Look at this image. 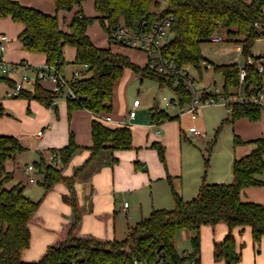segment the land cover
Wrapping results in <instances>:
<instances>
[{"label": "trees", "instance_id": "16d2710c", "mask_svg": "<svg viewBox=\"0 0 264 264\" xmlns=\"http://www.w3.org/2000/svg\"><path fill=\"white\" fill-rule=\"evenodd\" d=\"M53 1L55 13L50 14L18 0H0V18L10 17L22 23L23 28L17 39L24 49L43 54L45 63L54 65L61 73L69 62L64 56L66 45L75 48L74 63L87 64L88 75L73 78L69 83L76 98L66 96L65 100L68 116L78 108L93 114L90 122L91 145L87 147L89 156L77 167L73 166L70 172H66L76 152L83 148L76 143L70 131L68 142L53 149L59 157V166L47 162L43 157L33 162L43 172V196L57 185L63 186L60 196L62 202L70 208L71 218L65 219L62 214L64 219L60 220L58 227H46L51 233L50 240L36 259H26L24 254L31 243V228L45 224L39 213L41 200L34 201L27 197L20 183L7 186L12 182L13 174L6 169L5 164L25 147L15 136L0 134V264H70L71 259L77 256L82 257L83 264H129L134 257L153 264L159 254L165 255L170 264H184L191 258L200 264V229L206 225L214 227L219 222L225 223L227 231L221 240L212 241L211 254L214 261L239 264L242 244L238 245L235 230L241 233L249 229L252 243L258 251V242L264 236V203L242 200L240 191L244 187L259 186L262 183L257 174L264 170V137L252 140L254 147L244 156L233 160L229 182H203L192 198H183L181 183L175 188L173 178H179V175H168L174 207L153 208L147 217L127 226V236L123 240L80 232L82 211L76 179L92 161L100 159L104 151H109L111 156L105 161L112 165L117 161L114 151L132 147V130L128 124L110 126L100 116L112 109L114 84L125 69H131L140 78H153L160 86L172 87L179 107L186 105L192 98L191 93L182 84H176L172 77L159 73L149 67L148 63L139 66L128 56L112 50V44L121 45L112 35V29L117 23L123 21L136 29L152 23L160 16H171L172 33L161 46L162 55L172 60L177 67L191 65L201 73L206 69L201 64L204 59L201 44L207 42L219 28L227 29L233 37L232 41L245 43L242 49L244 59L253 55L252 44L256 39L264 37V31L258 33L259 28L254 26V22L259 21L264 29V14L261 11L264 0H93L96 15L91 17L86 16L82 10L84 0ZM161 1H165L161 11L153 10L152 7L161 6ZM74 7L76 10L68 23V29L63 30L59 24L58 11ZM95 19L100 20L107 32V46L95 45L87 33L88 25ZM257 57L254 55L255 59ZM212 67L223 75L225 91L228 87L238 85L237 63L216 64ZM247 70V86L263 83L255 65L247 66ZM0 78L12 84L3 75ZM18 95L50 107L61 94L45 88L37 81L31 90L23 88ZM261 109L262 106L253 103H235L231 115L233 119L246 117L256 121L260 119ZM2 114L6 112L0 104ZM149 114L154 124L177 118L162 109H153ZM241 142L238 137L235 138V143ZM153 147L164 162V146L155 141ZM138 162L134 161L135 168L143 169L137 165ZM101 216H106V212ZM179 229L194 231L191 237L193 248L185 254L177 250L174 243Z\"/></svg>", "mask_w": 264, "mask_h": 264}, {"label": "rangeland", "instance_id": "374dc122", "mask_svg": "<svg viewBox=\"0 0 264 264\" xmlns=\"http://www.w3.org/2000/svg\"><path fill=\"white\" fill-rule=\"evenodd\" d=\"M164 5L165 1H161V6L152 7V9L159 12ZM82 8L86 16L91 17L96 15L92 0H84ZM73 9H75V7ZM73 9L58 11L59 24L63 30H67L68 28V21L71 15H73ZM87 33L95 45L107 46V32L101 25L100 20H92L87 27ZM239 44V42L235 41L219 43L207 41L201 44V54L204 58L210 60L212 65L231 63L235 61L234 56L236 51L234 48ZM111 49L128 56L139 66H144L147 63V56L141 49L121 46L116 43L111 45ZM251 53L253 55L264 53V37L254 41L251 46ZM64 56L69 62L65 65L63 73L67 79H71L72 73L75 70H83V65L73 62L75 48L72 46H65ZM183 69L194 79L196 93H199L203 88L212 89L215 86L219 89H223V75L215 71L213 67L202 70L201 73L191 65H186ZM15 72L16 70H12L9 72V75L14 77ZM0 75L2 74L0 73ZM86 75H88V73ZM39 82L49 90H52L54 85V82L48 79L40 80ZM26 84V88L31 90L34 82ZM3 87L4 83L0 81V93ZM236 90L237 87H228V91ZM24 98L25 97L20 95L6 98L10 101L8 102L9 105L4 106V109L11 114L15 120L11 122L4 115L1 116V118L6 120L10 126L8 130L16 133L14 136L26 148L15 155V172L13 178L16 179V182L20 181V184L23 186V192L27 197L34 201L41 200L39 213L45 221V227L34 225L31 228V243L24 254V257L29 259L39 254L50 240L51 233L46 227L56 228L55 225L59 220L60 213L67 209L60 198V193L64 190L62 185H57L43 196L44 190L41 186L43 172L40 170V167H36L33 163L34 160H39L40 153L46 155L47 158L54 153V150L50 151L47 148V146L53 145L48 135L54 128L52 127L53 123L48 113L52 115L54 122L60 121L59 125H56L55 128L67 129L69 126L74 135L77 134L79 136L84 134V130L87 132L93 114H91L89 110L78 108L79 110L74 109L71 115L68 116L66 106L64 105L65 102H63L65 100L63 94L55 99L54 103L57 104L55 107L50 106L45 108L44 114L41 110L39 111V108L34 107L35 104L32 101H30V106L27 107V105H25V100H23ZM60 99H62L61 103L57 101ZM134 99H139L141 105L136 108V118L138 122H134L130 125L133 140L137 142L141 138L147 140L149 143L148 151H150L153 156L148 154L147 161L142 160L147 167V172L145 173L148 174L151 170L153 176L164 174L162 178L153 179V181H157L152 182L155 184L151 189L150 187L145 189V197L142 202L137 201V196L131 194L124 181H116V184L110 188L114 171L111 172L106 170V172H101V174H99L101 177L99 186L103 189L100 193L103 196V202L105 201V203L109 204L107 210L110 211L111 215L110 226L114 230V237L117 240H123L127 236V226L134 224L141 218L147 217L153 208L171 209L174 207L171 186L167 177L165 178L167 173L170 175L175 173L176 175H180L179 178H173V184L176 186L174 187L177 188L178 184L181 183L182 187L180 190L183 198H192L197 194L198 187L202 182L207 183L211 180L217 182L216 180H221L220 177H222L224 170L231 163L236 154L241 152L243 147H250L253 145L251 141L256 139L253 138V136L258 126H261L264 132V107L261 109L260 119L250 121L242 117L233 119L231 111L221 104L203 106L198 110V118L195 121H191L186 114H181L177 118L150 125L149 111L153 109H162L169 114L173 113L172 107L178 106L176 92L168 85L160 86L153 78H140L131 69L127 68L114 84L112 109L109 114L120 118L124 117L132 106ZM19 101H24V106H20ZM155 101H157V103H155ZM185 108L186 106L184 105L179 110L184 111ZM240 120L244 121L246 124L240 122ZM170 122L172 123L171 125ZM112 124L118 123L113 122ZM192 124H195L199 131L198 133L193 134L189 132L188 128ZM156 129H159V135L155 133ZM36 130L42 132L41 138L35 136L36 133L34 132H36ZM170 131H173V133L177 131L178 137L180 135L179 150H177V146H175V144H177L174 143L175 138L173 137L170 139L172 136ZM166 135H168L169 139L165 138ZM246 136H250V139L245 140L244 138H247ZM55 137L57 140V136ZM236 137L245 143H235ZM155 141H162L166 146L164 147V162L160 159L157 149L153 147V142ZM53 142L55 143V141ZM135 150L137 151L138 148H132L129 152L135 154ZM121 159L124 158L121 157ZM206 159H208V161H206ZM27 164L34 166V170H26L25 166ZM179 170L182 171V175L179 174ZM29 174H32L37 181L30 182L28 179ZM11 184L12 182L7 186ZM77 191L79 206L82 208V188L78 187ZM106 195L109 196V199L106 198ZM124 200H127L130 204L127 214L122 210V203ZM112 215L115 217L113 218ZM225 227L226 225L223 222L217 223L213 230L207 225L201 227L199 233L201 264H223L213 260L211 256V241L216 240L217 236H224ZM234 234L238 245L240 243L242 244L241 256H243L244 252H249L246 258L248 262L249 258L251 259V255H253V250L249 242L250 230L245 229L241 233L234 232ZM191 237L192 236L188 234L187 230L179 229L174 241L176 249H185L186 251L192 250ZM250 251H252V253H250Z\"/></svg>", "mask_w": 264, "mask_h": 264}, {"label": "crops", "instance_id": "0c3cea01", "mask_svg": "<svg viewBox=\"0 0 264 264\" xmlns=\"http://www.w3.org/2000/svg\"><path fill=\"white\" fill-rule=\"evenodd\" d=\"M18 1L24 5L32 6V7H35L37 9H40L46 13H50V14L55 13L54 12L55 5H54L53 0H18ZM92 2H93V0H92ZM73 10L75 11L76 7ZM82 10H83V8H82ZM74 11H73V13H74ZM71 17H72V15H71ZM71 17L69 18V21H70ZM69 21H68V23H69ZM22 28H23L22 23H20L18 21H14L10 17L0 18V35L5 34L8 38V40L6 42V49L4 51H0V60L6 62L8 64H14V65H18L19 63L23 62L31 68L42 65L43 63H45L44 55L41 53H35V52L27 51L22 46L21 42L17 39V35L21 31ZM237 47H238V45L235 46V48H234L236 53H237ZM236 55L237 54H235V56ZM204 59H206V58H204ZM147 60H148V57H147ZM206 60L211 62L208 59H206ZM211 64H212V62H211ZM14 70H16L14 77L12 75H9V73L4 74V76L7 77L9 79V81L12 82V84H14L16 81H18L21 78L22 74H27L29 76L33 75V72L31 71V69L30 70L26 69L25 67L20 66V65H18ZM0 81H1V83H4L3 90L0 93V104L4 107L5 105H9L8 102L10 100L6 99V98H8L6 96V92L12 86V84H9V82L3 78H0ZM26 83H31V81L24 83L25 88L27 87ZM23 100H25V102H26L25 105H27V107L30 106V101H32L35 104L34 107L39 108V111L41 110V112H43V114H44V110H46L45 109L46 107H42L43 105L41 103H39L36 100H27L26 98H24ZM61 100L62 99L57 100V101H60L59 103H61ZM63 102H65L64 105L66 106V100H64ZM140 105H141V102L139 103V106ZM20 106H24V101L20 102ZM79 109H81V108H79ZM79 109H77V110H79ZM179 109H181V107H179L177 105L172 107L173 113L172 114L170 113V115L174 116L176 114L175 116L179 117V115H181V114H186V113H181V110H179ZM83 110H86V109H83ZM178 111H179V114H178ZM109 112H103L100 114V116L103 118V120H105L104 118L109 117V120L106 122L107 125L116 126L117 124H112V123L117 122L118 124L124 123V124H128L130 126L134 122H138V120L136 118L137 113L133 119H131V120H129V122L125 123L127 115L120 118V117L115 116V115H110ZM91 114H92V112H91ZM3 115L11 122H13L15 120V118L11 114H9L8 112H6V114L0 115V134H8V135L14 136L16 133L8 130V129H10V126L8 125L6 120L1 118V116H3ZM186 115L189 116L188 114H186ZM48 116L50 117V120L53 123L52 127H54L53 130L50 131V134L48 135V138H51V141L53 143V145L47 146V148L51 151L54 148H58V147L65 145L68 142L69 132L72 130H70L69 126L67 129L55 128L56 125H59L60 121L54 122L52 119V115L50 113H48ZM197 118H198V115L194 120L191 118L190 119H191V121H195ZM242 118L246 119V117H242ZM240 122L246 124L244 121L240 120ZM149 123H150V125L153 124L151 122V117H150ZM171 124L172 123L170 122V125ZM192 125H195V124H192ZM87 129L89 131L87 130V132H86L84 130L83 135H80V136L77 134L74 135V139L76 140V143L80 147H83V148H81L78 152H76V154L74 155V157L70 161L69 165L67 166L66 172H70L71 168L73 166L77 167L78 165H80L84 161L85 158H87L89 156V150L87 149V147H89L91 145L90 126ZM37 131L38 130H36V132H34V133H37ZM191 133L195 134L194 132H191ZM170 134H172L170 139H172L173 137L175 138L174 143H177V144H175V146H177V150H179V137H180V135L178 137L177 131H175L174 133H173V131L172 132L170 131ZM35 136L38 137L36 134H35ZM55 136H57V140L55 139L56 138ZM260 136L264 137V132L262 131L261 126H258L257 131L255 132L253 138H257ZM246 137L247 138H244L245 140L250 139V136H246ZM39 138H41V136H39ZM48 138H47V140H48ZM165 138L169 139L168 135H166ZM253 138H251V139H253ZM53 141H55V143ZM160 143L164 147H166L162 141ZM241 143H245V142L242 141ZM253 147H254V145H252L250 147H243L242 151L237 153L236 156L233 158V160L235 158L244 156ZM132 148H134V149L138 148V150H140V151L135 150V152H134L135 154H132L129 152V150H131ZM148 148H149V143L147 140H144L143 138H141L137 142V141L133 140V136H132V147L130 149H126V150L122 149V150L114 151V155L117 157V161L114 164L111 165L107 161H105L106 158L110 157L111 155L109 154V151H104L103 153L100 154V159H98V160L96 159V160L92 161L85 168L82 175H80V177H78L76 179V188L81 187L82 193H83V199H82V205H81V207H82L81 208L82 221H81V226H80V232L88 233V234H94V235H97L100 237H107V238L114 237V230L110 226L111 225L110 224V219H111L110 218V216H111L110 211L107 210L109 204L105 203V201L103 202V200H102L103 196L100 193V191L103 190L101 188V186H99L100 178H101L99 174H101V172H106V170L111 171V172L114 171L113 177H112L113 180H112V184H111L110 188H112L113 185L116 184V181H119V180L124 181V183H126L125 185L128 186V190L131 192V194H135L137 196L138 202L143 201V199L145 197V189L148 187H150V189H151L152 186L155 184V183L153 184L152 182L157 181V180L153 181V179L163 177L164 173L158 174V176H156V175L153 176L150 169H149L150 173H148V174L145 173V172H147V167L145 166V162L142 160L147 161V158H148L147 155L148 154H150L152 156V153H150V151H148ZM40 157H43L44 160H47V156L43 155L42 153H40ZM121 157H123L124 159H121ZM132 159H133V161H132ZM134 160H138L139 162L137 165L139 167L142 166L143 169H141V168L136 169L135 165H134ZM233 160L227 166V168L224 170L222 177H220L221 180H216L217 182H214V180H211L210 182H207V183H225V182L230 181V179H231L230 177H232ZM34 161H36V160H34ZM5 165H6V169L8 171H11L13 176H14L15 157L13 159L8 160ZM142 172H144V173H142ZM179 172H180L179 174L182 175V171L179 170ZM168 175H170V174L167 173L165 178ZM174 175H176V173L172 174L171 176H174ZM257 178H259L262 181L261 185L242 188L240 191V198L242 200L264 203V171L260 174H257ZM219 181H221V182H219ZM15 183H20V181L16 182V179L13 178L12 184H15ZM181 187H182V185H181ZM60 198H61V196H60ZM106 198L109 199V196L106 195ZM186 199H188V198H186ZM61 202H62V200H61ZM124 202L128 203L127 207L123 206ZM103 203H105V204H103ZM123 203H122V210L125 212V214H127L128 209L130 207V204L127 200H124ZM66 207H67V209H65V211L60 213L59 220H58L57 224L55 225V227L59 226V222L61 219L71 218V210L67 205H66ZM104 212H106V216L102 217L101 214ZM62 214H64V218H63ZM114 217L115 216H113V218ZM214 227H211V229L213 230ZM225 228H226V230H225V233H226L227 227H225ZM187 231H188V234L190 236L194 235V231H190V230H187ZM234 232L236 233V232H238V230H235ZM222 237L223 236H217L216 240H221ZM212 241H211V248H212ZM249 242H250L252 250H253V255H251V259L249 258V260L247 262L246 258H247V254L249 255V252H247V253L244 252L243 256H241V258H240L239 264H264V236L258 242V246H259L258 251H256V247H254V245L252 243L251 233H250V237H249ZM179 251H186V250L183 249V250H179ZM209 253H210V248H209ZM250 253H252V251H250ZM39 254H37L33 258L31 257L29 259H36ZM241 255H242V251H241ZM211 256H212V254H211ZM26 259H28V258H26ZM200 264H201V261H200Z\"/></svg>", "mask_w": 264, "mask_h": 264}, {"label": "built area", "instance_id": "2783aa9c", "mask_svg": "<svg viewBox=\"0 0 264 264\" xmlns=\"http://www.w3.org/2000/svg\"><path fill=\"white\" fill-rule=\"evenodd\" d=\"M264 14V5L261 9ZM171 16H160L158 19L154 20L152 23L147 25H141L140 27L134 29L132 27L124 24L123 21L117 23L112 29V35L115 40L123 45L135 47L144 51L148 57L147 63L149 67L155 69L159 73L172 77L176 84H182L192 95L191 100L185 105V110H181V113H186L191 119H195L198 115V110L205 105L209 104H221L227 107L228 110H232L235 103H253L264 107V53L255 55L258 56L257 59L254 55H248L245 59L242 57V49L245 43H240L237 47V55L234 57V63H237L238 67V85L236 91H225L224 89H219L214 87L212 89L203 88L196 93L194 88V79L189 76V74L183 69V67H177L175 63L165 58L161 52V46L169 40L171 37ZM254 26L259 28L258 33H262L260 22L255 21ZM8 38L5 34L0 35V51L6 49V42ZM227 29L219 28L216 30L208 39L209 42H226L232 41ZM240 58L243 62L240 63ZM201 64L204 68L212 67L211 62L203 59ZM18 65L25 67L26 69H31L33 72L32 76L27 74H22L21 78L16 81L11 88L6 92L8 98L17 96L20 91L25 88V82H37L40 80H51L54 82L52 91L63 94L64 98L66 96H71L76 98V94L70 88V80L73 78L84 77L88 69L87 64L83 65V70H75L72 73L71 79H67L63 73H61L54 65L43 63L42 65L36 66L34 68L29 67L27 64L21 62ZM18 65L8 64L0 60V73L2 75L9 73L14 70ZM255 65L256 72L259 78L262 79L263 83L261 85H246V80L248 78L247 66ZM139 99H134L131 108L127 113V118L125 123L133 119L136 115V108L139 106ZM106 121L109 117L104 118ZM189 132L198 133V129L195 125H191L188 128ZM155 133L159 135V129L155 130ZM36 135L39 137L42 135L40 130L37 131ZM47 162L53 165L60 164L59 157L53 153L47 158ZM25 169L28 171H33L34 166L27 164ZM30 182L37 181L32 174L28 175ZM124 207L128 206L127 202L123 203ZM184 254L186 251H182ZM70 264H83L82 257L77 256L71 259ZM129 264H147L145 260L139 258H133ZM153 264H170L168 258L165 255L159 254L156 256V260ZM184 264H198L195 258L187 260Z\"/></svg>", "mask_w": 264, "mask_h": 264}, {"label": "water", "instance_id": "95a60500", "mask_svg": "<svg viewBox=\"0 0 264 264\" xmlns=\"http://www.w3.org/2000/svg\"><path fill=\"white\" fill-rule=\"evenodd\" d=\"M239 62H240V63H242V62H243V59H242V58H240ZM155 103H157V101H155ZM52 106H53V107H55V106H56V104L54 103Z\"/></svg>", "mask_w": 264, "mask_h": 264}]
</instances>
